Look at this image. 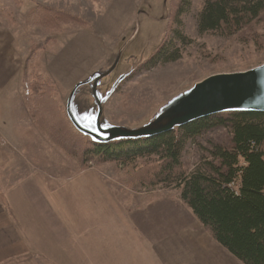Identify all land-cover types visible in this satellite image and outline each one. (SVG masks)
Wrapping results in <instances>:
<instances>
[{
  "label": "rangeland",
  "instance_id": "obj_1",
  "mask_svg": "<svg viewBox=\"0 0 264 264\" xmlns=\"http://www.w3.org/2000/svg\"><path fill=\"white\" fill-rule=\"evenodd\" d=\"M53 1V5L46 6L39 0H0V18L14 33V44L22 60L18 96L25 102V92L31 91V86H26L24 81H32L34 92L54 98L50 109L56 113L60 110L67 117L66 99L74 84L112 57L118 42L131 30L139 7L149 5L150 15L159 16L163 0H80L78 4L73 0ZM178 3L179 0H167L165 19L154 20L141 15L139 33L133 45L149 39L157 47L106 102L105 115L111 123L139 125L170 96L209 75L243 71L264 63V11L234 35L200 34L196 14L203 0H190L189 8L183 7L182 13L178 12ZM42 6L53 9L55 15L39 10ZM39 13L47 17H38ZM163 44L167 53L176 50L179 57L152 63L150 59ZM25 108L31 119L26 102ZM31 122L43 140L48 139V157L60 160L66 177L80 175L100 181L102 184L97 185V189L104 188L105 196L112 198L114 203L116 198L122 202L127 200L130 211L154 203L183 208L178 190L173 187L151 188L139 181L126 183L124 167L113 161L84 163L80 152L85 138L75 130L71 132L70 126L62 123L68 133L71 132V141L75 144L73 152L56 145L32 119ZM230 137L227 128L219 127L197 137L195 142L188 141L182 153V168L191 169L205 155L211 142L229 146ZM151 161L153 158L139 159L137 164L141 166L143 162ZM2 190L6 192L4 186ZM111 220L109 218L106 229L113 224ZM131 225L130 220V230Z\"/></svg>",
  "mask_w": 264,
  "mask_h": 264
},
{
  "label": "crops",
  "instance_id": "obj_2",
  "mask_svg": "<svg viewBox=\"0 0 264 264\" xmlns=\"http://www.w3.org/2000/svg\"><path fill=\"white\" fill-rule=\"evenodd\" d=\"M4 23L0 18V264H244L181 200L183 208L154 203L130 211L127 200L114 203L97 189L100 181L65 176L18 96L22 60ZM109 218L115 228H105Z\"/></svg>",
  "mask_w": 264,
  "mask_h": 264
},
{
  "label": "trees",
  "instance_id": "obj_3",
  "mask_svg": "<svg viewBox=\"0 0 264 264\" xmlns=\"http://www.w3.org/2000/svg\"><path fill=\"white\" fill-rule=\"evenodd\" d=\"M189 5L190 0H179L178 12H184L183 7ZM42 9L48 11L47 15L56 13L39 7ZM263 11L264 0H203L196 14L197 30L200 34L234 35L258 19ZM179 55L176 50L167 53L163 44L150 61L154 64L157 60L173 61ZM24 83L31 86V91L25 92V102L32 121L56 145L73 152L75 144L70 135L75 129L64 113L50 109L54 98L34 92L32 81ZM62 123L70 126L71 132ZM219 127L228 129L230 145L211 142L205 155L191 169L184 170L182 153L186 143L195 142L197 137ZM82 137L85 142L80 154L84 163L113 161L124 167L126 183L139 181L151 188L177 189L180 200L220 245L244 264H264V112L212 114L136 140L96 143ZM151 158L153 161L138 166L139 159ZM230 183L237 185V190Z\"/></svg>",
  "mask_w": 264,
  "mask_h": 264
},
{
  "label": "water",
  "instance_id": "obj_4",
  "mask_svg": "<svg viewBox=\"0 0 264 264\" xmlns=\"http://www.w3.org/2000/svg\"><path fill=\"white\" fill-rule=\"evenodd\" d=\"M137 9L131 30L115 47V53L100 68L74 84L65 112L74 129L96 143L149 138L174 130L193 120L231 111L264 112V63L255 67L209 75L184 88L160 104L141 124H113L106 118L105 105L120 84L150 57L157 44L137 39L141 15L154 20L168 15L167 0L161 14L151 16L149 9Z\"/></svg>",
  "mask_w": 264,
  "mask_h": 264
},
{
  "label": "built area",
  "instance_id": "obj_5",
  "mask_svg": "<svg viewBox=\"0 0 264 264\" xmlns=\"http://www.w3.org/2000/svg\"><path fill=\"white\" fill-rule=\"evenodd\" d=\"M229 185L232 186V188H234L235 190H237V185H234V183H230Z\"/></svg>",
  "mask_w": 264,
  "mask_h": 264
}]
</instances>
